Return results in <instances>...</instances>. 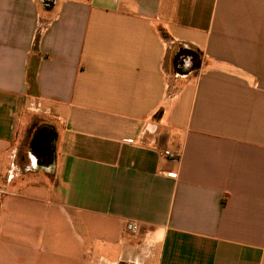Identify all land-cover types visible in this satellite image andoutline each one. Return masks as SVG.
Masks as SVG:
<instances>
[{"label": "crops", "instance_id": "0c3cea01", "mask_svg": "<svg viewBox=\"0 0 264 264\" xmlns=\"http://www.w3.org/2000/svg\"><path fill=\"white\" fill-rule=\"evenodd\" d=\"M0 264H264V0H0Z\"/></svg>", "mask_w": 264, "mask_h": 264}, {"label": "built area", "instance_id": "2783aa9c", "mask_svg": "<svg viewBox=\"0 0 264 264\" xmlns=\"http://www.w3.org/2000/svg\"><path fill=\"white\" fill-rule=\"evenodd\" d=\"M161 155L170 162H178L180 159L179 153L172 151L170 149H166L162 151ZM139 227L133 223H129L125 227V232L131 235H134L138 232Z\"/></svg>", "mask_w": 264, "mask_h": 264}, {"label": "flooded vegetation", "instance_id": "af4514ba", "mask_svg": "<svg viewBox=\"0 0 264 264\" xmlns=\"http://www.w3.org/2000/svg\"><path fill=\"white\" fill-rule=\"evenodd\" d=\"M182 63V62H181ZM182 66V65H181ZM35 143V142H34ZM33 149H34V147H33Z\"/></svg>", "mask_w": 264, "mask_h": 264}, {"label": "water", "instance_id": "95a60500", "mask_svg": "<svg viewBox=\"0 0 264 264\" xmlns=\"http://www.w3.org/2000/svg\"><path fill=\"white\" fill-rule=\"evenodd\" d=\"M35 143H36V141H35Z\"/></svg>", "mask_w": 264, "mask_h": 264}]
</instances>
